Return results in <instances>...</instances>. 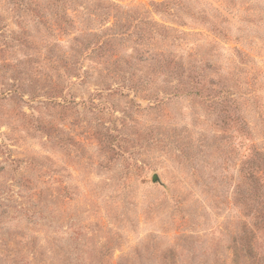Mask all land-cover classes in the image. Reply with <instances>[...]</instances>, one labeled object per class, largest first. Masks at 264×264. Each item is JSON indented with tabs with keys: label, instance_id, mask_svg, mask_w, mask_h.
<instances>
[{
	"label": "rangeland",
	"instance_id": "1",
	"mask_svg": "<svg viewBox=\"0 0 264 264\" xmlns=\"http://www.w3.org/2000/svg\"><path fill=\"white\" fill-rule=\"evenodd\" d=\"M0 264H264V0H0Z\"/></svg>",
	"mask_w": 264,
	"mask_h": 264
},
{
	"label": "water",
	"instance_id": "2",
	"mask_svg": "<svg viewBox=\"0 0 264 264\" xmlns=\"http://www.w3.org/2000/svg\"><path fill=\"white\" fill-rule=\"evenodd\" d=\"M157 180H158V176H157V174H153V176H152V181L155 182V181H157Z\"/></svg>",
	"mask_w": 264,
	"mask_h": 264
}]
</instances>
